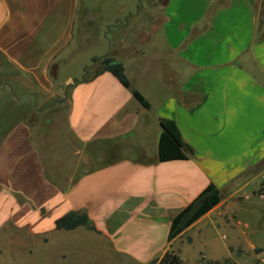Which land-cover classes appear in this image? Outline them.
<instances>
[{"label":"crops","instance_id":"1","mask_svg":"<svg viewBox=\"0 0 264 264\" xmlns=\"http://www.w3.org/2000/svg\"><path fill=\"white\" fill-rule=\"evenodd\" d=\"M263 10L264 0H166L161 40L127 38L136 9L97 41L96 28L80 32L95 16L84 1L0 0V234L60 259L82 244L129 264L177 250L186 264L182 248L199 240L197 264H264ZM103 56L123 63L129 87L107 71L73 84ZM53 103L66 105L65 132L45 129ZM161 120L187 159L158 160ZM209 184L220 202L169 240L172 218ZM70 212L93 229H57Z\"/></svg>","mask_w":264,"mask_h":264},{"label":"rangeland","instance_id":"2","mask_svg":"<svg viewBox=\"0 0 264 264\" xmlns=\"http://www.w3.org/2000/svg\"><path fill=\"white\" fill-rule=\"evenodd\" d=\"M91 6L95 11L94 18H91L92 14H87V26L83 25L81 27V35L89 30L91 27L96 28L95 32L97 34V41L100 39L101 26L104 24L120 23L125 20L124 15L129 11H136L137 14L134 16H129L126 20L129 22V29L126 31L127 38H133V34L136 32L138 34L144 33L141 40L150 41L161 40L160 34L158 33V28L161 24L162 11L166 0H81ZM129 8V9H127ZM121 13L123 17H121ZM261 17L259 21L260 28L264 25V10L261 11ZM117 18V19H116ZM112 29V28H111ZM150 32V33H149ZM149 33L148 35H146ZM138 34V35H139ZM153 34V35H151ZM151 36V37H150ZM140 43V42H139ZM112 57V56H111ZM96 66L89 69V73H92ZM54 102V101H53ZM8 112H0V118H5L8 116ZM66 115V105L53 103L52 107L43 112L41 117L44 118L45 129L54 128L56 131L64 130V121ZM1 129V128H0ZM44 129V130H45ZM42 130V129H41ZM44 131L41 132L42 135ZM254 187H249L243 191V195H247V199L251 196ZM251 198V197H250ZM252 199V198H251ZM264 209V202L261 203V210ZM176 246V244H175ZM200 246L199 240L195 241L193 244L186 245L181 250V255L186 259V264H197V249ZM80 249L65 250V257H58L57 254L50 252L47 249L41 252L38 249H34L31 254H29L28 249L23 247L20 240L9 236L8 238L0 234V264H129L121 256L115 254L103 255L94 248H88L79 245ZM177 254V250H175ZM201 264H232L230 261H225L221 263L206 262L204 259H200ZM182 264H184L182 262Z\"/></svg>","mask_w":264,"mask_h":264},{"label":"trees","instance_id":"3","mask_svg":"<svg viewBox=\"0 0 264 264\" xmlns=\"http://www.w3.org/2000/svg\"><path fill=\"white\" fill-rule=\"evenodd\" d=\"M94 66H96V68L92 73H89V69ZM105 71L110 72L124 87H129V81L125 75L123 63L111 56L93 57L91 59V64L84 68L83 74L80 78L73 80V84L89 80ZM133 97L143 107L149 106L139 92L133 91ZM160 127L161 132L158 140V160L164 162L187 159L190 150L183 143L175 123L172 121L161 120ZM257 193L264 194V179L261 181ZM219 202L220 193L218 189L214 185L209 184L190 204L172 218L168 239L171 240L179 236L185 229ZM81 225L93 229L89 224L87 215L83 213L70 212L57 219L55 222L57 229L65 230L74 229ZM157 264H182V261L173 251H167Z\"/></svg>","mask_w":264,"mask_h":264}]
</instances>
